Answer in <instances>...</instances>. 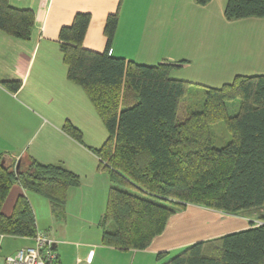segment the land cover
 Returning a JSON list of instances; mask_svg holds the SVG:
<instances>
[{
	"label": "trees",
	"instance_id": "16d2710c",
	"mask_svg": "<svg viewBox=\"0 0 264 264\" xmlns=\"http://www.w3.org/2000/svg\"><path fill=\"white\" fill-rule=\"evenodd\" d=\"M223 14L264 18V0H227ZM89 20V13H75L71 24L59 29L58 41L67 78L84 90L107 130L105 141L93 149L110 183L100 220L102 244L144 249L187 203L228 214L264 206V73L235 74L220 86L204 85L202 108L177 120L179 101L193 83L171 76L179 64L163 59L146 65L111 55L117 11L105 20V49H88L83 37ZM33 22L30 9L0 0V30L27 40ZM5 83L11 91L20 85ZM235 99L238 109L230 115L226 103ZM219 121L230 139L217 147L209 127ZM63 130L81 141L71 122ZM18 161V169L6 165L0 153V234L29 237L36 226L24 194L16 197L10 214L1 211L11 186L19 182L60 209L68 189L80 180L57 163L31 156ZM260 219L261 224L188 244L159 264H264V213Z\"/></svg>",
	"mask_w": 264,
	"mask_h": 264
},
{
	"label": "crops",
	"instance_id": "0c3cea01",
	"mask_svg": "<svg viewBox=\"0 0 264 264\" xmlns=\"http://www.w3.org/2000/svg\"><path fill=\"white\" fill-rule=\"evenodd\" d=\"M7 1L14 8L30 9L34 22L27 40L0 30V153L4 163L14 167L20 157L31 156L42 163L65 166L78 175L80 182L68 189L60 209H54L47 198L15 182L1 211L10 214L16 197L24 194L33 211L36 229L54 240L57 264H159L188 244L246 228L260 219L252 209L228 214L187 203L183 210L170 215L163 231L144 249L118 250L103 245L100 220L110 183L107 173L99 169V157L93 149L105 141L107 130L84 90L67 78L58 32L62 26L71 24L75 13L87 12L90 20L83 46L103 51L106 17L117 11V27L109 48L111 55L142 64L172 60L171 55L158 57V52L150 54L149 50V45L155 46L163 31L164 22L159 20L165 17L166 0ZM224 2L221 0L223 6ZM174 9H168L171 24L181 17ZM236 21L246 25L247 40L264 37V18L246 17ZM246 68L236 74L264 73L260 65ZM7 81H19L20 85L11 91ZM66 121L81 132V141L63 130ZM188 205H191L189 210ZM186 211L190 214L171 222L176 213ZM195 221L204 222L198 236L188 232ZM214 226L219 230L213 229ZM177 234H181L182 240L176 238ZM10 240L14 242L10 244ZM32 243V236L0 234V264H4L7 254ZM159 253L163 255L158 256Z\"/></svg>",
	"mask_w": 264,
	"mask_h": 264
},
{
	"label": "rangeland",
	"instance_id": "374dc122",
	"mask_svg": "<svg viewBox=\"0 0 264 264\" xmlns=\"http://www.w3.org/2000/svg\"><path fill=\"white\" fill-rule=\"evenodd\" d=\"M165 4L163 8L165 17L159 20V23L164 22L163 31L160 32L158 41L154 43L155 46L149 45V50L150 54L158 52V57L162 54L171 55V61L179 64V67H176L171 74L176 78L193 82L189 85L187 94L179 101L177 120L183 119L190 111L202 108L204 85L220 86L227 82L226 79L230 81L234 74L249 65L264 67V37H253L247 40L246 25L236 21L237 19L225 18L224 4L221 0L203 5L195 3L194 0H166ZM171 7H175L176 14H181V17L175 19L172 24L168 18V9ZM238 105V99L227 101V113L230 115L236 113ZM209 129L213 145L217 147L224 145L230 139V134L222 121L210 125ZM190 206L188 205L187 210L191 208ZM252 210L261 215L264 213V206ZM188 214H190L189 211L176 213L170 218L171 222ZM223 219L226 220V218ZM258 219L253 223L257 224L261 221ZM201 225L203 226L204 222H193L188 232L198 236ZM217 227L214 226L213 229L219 230ZM176 238L181 239V234H177ZM13 242L9 241L10 244ZM178 251L180 250L176 252ZM160 261L163 262V260Z\"/></svg>",
	"mask_w": 264,
	"mask_h": 264
},
{
	"label": "built area",
	"instance_id": "2783aa9c",
	"mask_svg": "<svg viewBox=\"0 0 264 264\" xmlns=\"http://www.w3.org/2000/svg\"><path fill=\"white\" fill-rule=\"evenodd\" d=\"M261 223L262 221H259L257 224ZM32 239L31 245L22 246L13 253L7 254L4 264H57L54 240L40 229H36Z\"/></svg>",
	"mask_w": 264,
	"mask_h": 264
},
{
	"label": "water",
	"instance_id": "95a60500",
	"mask_svg": "<svg viewBox=\"0 0 264 264\" xmlns=\"http://www.w3.org/2000/svg\"><path fill=\"white\" fill-rule=\"evenodd\" d=\"M16 169L19 168V161L16 162V165H15Z\"/></svg>",
	"mask_w": 264,
	"mask_h": 264
}]
</instances>
